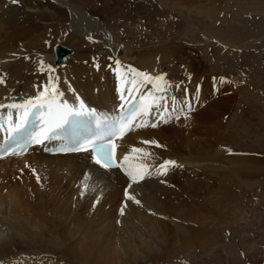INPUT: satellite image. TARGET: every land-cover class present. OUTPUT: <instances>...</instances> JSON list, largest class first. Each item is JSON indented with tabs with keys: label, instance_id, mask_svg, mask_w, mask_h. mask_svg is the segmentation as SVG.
<instances>
[{
	"label": "bare ground",
	"instance_id": "bare-ground-1",
	"mask_svg": "<svg viewBox=\"0 0 264 264\" xmlns=\"http://www.w3.org/2000/svg\"><path fill=\"white\" fill-rule=\"evenodd\" d=\"M173 1L193 4L200 0ZM100 2L104 4L100 0H19L17 4L0 0V78L4 81L0 84V104H23L43 92L44 86L51 89L49 76H52L56 90L63 93L57 97L58 101L77 104L75 96H78L88 107H97L103 114L113 112L121 90L127 98L145 94L152 99L151 104H167L175 111H164L161 119L157 114L160 109L155 107L150 118L134 123L118 143L122 169L101 168L92 162L89 153L54 156L33 150L24 157L0 159V264H74L80 259L87 264H154L165 261L164 255H169L174 244L182 248L211 247L206 222L213 211L202 203L201 187L190 186L191 196L183 199L175 185L177 174L187 168L203 167L205 161L211 160L207 155L217 152L215 148L220 146L218 137L216 141L209 137L215 138L216 130L205 127L203 131L197 125L196 107L204 106L211 95V82L204 78L195 59L177 54L178 59L173 60L171 46L146 49L138 59L128 56L123 48L128 61L121 62L122 65L114 58L105 57L84 64L69 53L64 63L54 61L59 76L47 73L48 78H43L36 71L22 74L20 66L16 67V79L6 78L5 68L11 65L9 55L20 53L24 41L34 50H40L39 31L45 26L69 23L78 36H89L92 30L104 29L103 7L95 8ZM115 4L120 5L124 16L131 17L138 10L133 0ZM107 45L115 54L114 38ZM33 49L25 48L26 52ZM20 59L17 62L22 64ZM161 64H166V68L161 69ZM137 73L152 78L162 76L159 88L166 86V93L158 91L157 85L154 87V79L149 82ZM42 78L46 83L37 90L33 84ZM21 81L25 82L23 87L19 85ZM114 92L117 95H112ZM15 93L19 96H14ZM162 94L167 97L164 101L159 100ZM188 100L194 110L190 114H183L164 130L150 128V123L171 121L181 113V108L187 110L183 103ZM207 107L215 115L221 112L216 104ZM9 112L18 116L15 109H0V122H5V128ZM239 119L234 115L232 123ZM145 121V126H137ZM186 123L192 128H185ZM134 148L141 151L135 152ZM164 161H175L176 165L168 166L165 175H156L157 167ZM215 161L237 176L244 173L254 176L264 171V158L250 155L219 157ZM125 170L153 174H146L139 183H133ZM126 190L134 200L125 198ZM233 192L227 186L214 199L215 204L222 205L235 197ZM51 214L64 215L65 220L51 219ZM28 237L41 240L44 246H27L24 240ZM16 240L20 246L15 245Z\"/></svg>",
	"mask_w": 264,
	"mask_h": 264
},
{
	"label": "rangeland",
	"instance_id": "rangeland-1",
	"mask_svg": "<svg viewBox=\"0 0 264 264\" xmlns=\"http://www.w3.org/2000/svg\"><path fill=\"white\" fill-rule=\"evenodd\" d=\"M100 1L104 4L96 3L95 8L103 7L104 29L92 30L89 36H78L69 23L47 25L39 31L40 50H34L24 41L20 53L9 55L11 65L4 70L6 78L16 79V67L20 66L22 74L36 71L43 78H48L47 73L59 76L54 68L57 67L54 64L55 43L72 48L71 57L84 64L105 57L114 58L122 65L107 45L113 38L117 46L122 44L126 54L128 51V56L136 59L146 49L164 46L173 48V60L178 59L177 54L191 56L204 78L211 82V95L204 106L196 107L197 125L203 131L205 127L216 130L215 138L209 137L213 141L218 137L220 146H216L217 152L207 155L211 160L205 161L203 167L198 166L193 171L187 168V174L183 170L177 174L175 185L183 199L191 196L190 186L201 187L202 203L213 211L206 222L209 223L211 247L182 248L174 244L171 253L164 255L165 261L154 264H264V171L254 176L246 173L237 176L215 161L229 156L264 158V0H200L193 4H179L173 0H133L138 10L131 17L124 16L120 5L115 4L124 0ZM27 47L33 50L26 52ZM19 58L22 64L17 62ZM41 61L43 71L39 70ZM165 65L161 64V69H165ZM45 83L43 79L33 86L39 90ZM24 84V81L19 83L20 87ZM214 104L221 111L217 115L207 107ZM177 115L179 118L184 116L178 113L165 125L161 121L157 128H150L164 130L177 120ZM234 115L240 119L232 123ZM186 124L185 128H192L191 124ZM227 186L235 190V197L222 205L215 204L214 199ZM96 214L97 208L94 212L97 219ZM56 217L57 221L65 220L64 215H50L51 219ZM24 241L27 246H44L39 239L28 237ZM19 244L16 240L15 245ZM74 264L87 263L80 259Z\"/></svg>",
	"mask_w": 264,
	"mask_h": 264
},
{
	"label": "snow or ice",
	"instance_id": "snow-or-ice-1",
	"mask_svg": "<svg viewBox=\"0 0 264 264\" xmlns=\"http://www.w3.org/2000/svg\"><path fill=\"white\" fill-rule=\"evenodd\" d=\"M19 0H10L11 4H17ZM119 62H117L118 64ZM41 68L40 71H43V61L40 62ZM98 67V65H97ZM143 75L144 79L151 82L153 79L160 81L163 79L162 76L155 78L149 77L147 74ZM4 83L3 79L0 78V84ZM49 84L52 85L51 89L46 85L44 86L43 92H38L37 95L33 98H29L24 101L23 104L12 103L9 105L0 104V109L5 107L10 109H15L18 112V122L13 123L11 117L12 113L9 112L7 120L8 127L5 128V122H0V129L5 130L8 135L5 140L7 145L4 148L3 152L0 153V156L5 154L11 155H20L26 149L27 146L32 144L41 145L46 147L45 142L55 141L59 138V131L63 130L68 132L71 130L72 136L70 137L69 144L65 147L56 149L60 152H91V157L94 162L99 165L101 168H114L119 165L115 164L113 161L112 150L109 148V145L112 143V140L117 135L123 134V129L127 126H130L137 115L148 116L151 114L152 108L156 107L160 109L157 113L161 119H163L164 111H175V108H168L167 104H160L154 102V104H144V101L148 99L146 96L141 97V103L143 111L134 104H128L127 108L124 111L120 112L117 116H107L99 115L94 109L88 108L83 100L78 96H75V100L78 101V104L73 103L69 104L67 101L57 102V97L63 95V93L56 90L53 77L49 76ZM154 87H157L154 85ZM71 91V86H69ZM157 90L161 93H166L167 87L159 88ZM48 93V95H45ZM123 100V95L121 96ZM155 101V98H153ZM166 95H161L159 97L160 101L166 100ZM173 104H175V98H172ZM189 110H191L190 105H185ZM47 111V120L45 121L44 127H42L40 133H36L34 130H29L30 120H44V117L41 115V110L45 109ZM183 111V108H181ZM177 119L179 116L177 115ZM166 122V121H165ZM146 121L138 124V127H143L146 125ZM157 123L153 122L151 127H157ZM94 129L92 134L87 135L88 129ZM129 130L130 127H129ZM83 137V138H80ZM144 143H151L145 141ZM15 145V146H13ZM159 146V145H157ZM47 150V149H46ZM135 152H140L141 149H133ZM125 161L128 157L125 156ZM175 166V161H164L163 164L159 165L155 171L156 175H165L168 166ZM27 166V165H26ZM126 175L130 178L133 183H139L145 178V175H152L153 173L148 172H139V171H129L125 170ZM39 179V178H38ZM162 183L164 181H161ZM131 185H129L130 187ZM87 187V185L85 186ZM125 198L127 200H134V196L129 194L128 191H125ZM137 204L140 202L135 200ZM121 214H123V209H121Z\"/></svg>",
	"mask_w": 264,
	"mask_h": 264
},
{
	"label": "water",
	"instance_id": "water-1",
	"mask_svg": "<svg viewBox=\"0 0 264 264\" xmlns=\"http://www.w3.org/2000/svg\"><path fill=\"white\" fill-rule=\"evenodd\" d=\"M53 51L55 52L56 55V63H62L66 60V56L70 53H74V51L62 44L56 43ZM117 55L119 56L120 59L125 60L124 57V50L122 49V47L120 46L118 48V52Z\"/></svg>",
	"mask_w": 264,
	"mask_h": 264
}]
</instances>
